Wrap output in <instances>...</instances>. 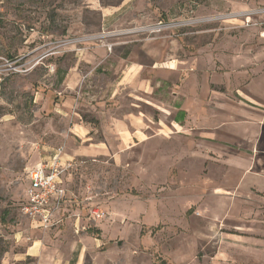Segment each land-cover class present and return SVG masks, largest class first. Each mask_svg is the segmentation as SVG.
I'll return each instance as SVG.
<instances>
[{
  "label": "rangeland",
  "instance_id": "1",
  "mask_svg": "<svg viewBox=\"0 0 264 264\" xmlns=\"http://www.w3.org/2000/svg\"><path fill=\"white\" fill-rule=\"evenodd\" d=\"M77 119L93 151L32 230L26 171ZM0 264H264V0H0Z\"/></svg>",
  "mask_w": 264,
  "mask_h": 264
},
{
  "label": "built area",
  "instance_id": "2",
  "mask_svg": "<svg viewBox=\"0 0 264 264\" xmlns=\"http://www.w3.org/2000/svg\"><path fill=\"white\" fill-rule=\"evenodd\" d=\"M70 161L63 159V148H58L46 162L36 164L26 171L29 187L26 199L20 206L22 215L37 228L49 229L55 216L64 205L63 177L70 168ZM89 218L101 220L103 213L91 208Z\"/></svg>",
  "mask_w": 264,
  "mask_h": 264
},
{
  "label": "crops",
  "instance_id": "3",
  "mask_svg": "<svg viewBox=\"0 0 264 264\" xmlns=\"http://www.w3.org/2000/svg\"><path fill=\"white\" fill-rule=\"evenodd\" d=\"M79 59H81V58H79ZM85 59L82 58V60H79V63L81 61H87ZM80 72L81 71H80V69L78 67V64H77L76 72H70V73L67 74L66 79L64 81V85H66L65 87L68 88L69 87V83H70L69 80H71V78H73V76H77V77L80 76ZM85 107L88 108V106H85ZM89 111H91L92 113L95 114L96 119L99 121V126H100L99 128L102 131V126H103L102 119L104 117H106V116H109V114L113 110L112 109L107 110L105 108H98L96 105H93V106L92 105H89ZM126 118H127L128 122L125 123L123 121H117L116 120V122H118V123L115 124V126H114V129H115V132L114 133H116L118 135L117 137L121 141L128 140L125 137H130V139H133L132 137H134V139H136L137 136L135 134L136 133L135 131L139 130V128L141 127L140 124H139V121L140 120H139L138 117H132V118H130L129 116H127ZM131 127L134 128V132H135L134 134H132V132L130 133V131H129ZM110 128H111V126H110ZM90 131H92V128L90 127V125L87 124V123H85V122H83L82 120L79 121L78 119L76 121H73L71 123V125H69L67 127V131H66L67 132V137H68L67 138V140H68L67 143L69 145V148H71L72 151H71V153L68 154V153L65 152V149L63 150V159L64 160L72 161L74 158H77V157H80V156H83V155L92 153L93 148H91V147H84V144L85 143H90L93 140ZM120 134H124L125 136L124 135H120ZM101 135H102V137L106 136V132L105 131L102 132ZM100 142L102 143V141H100ZM97 147H99V146H97ZM96 151H97V153H101V154L106 153V151L104 150V148H98V149H96ZM51 155L52 154L47 155L45 157V159H44L43 162L48 161L50 159ZM65 204L66 203H64L62 209L64 208ZM62 209H61V211L54 218V222H55V225L54 226H56V225L59 226L62 223L63 219H64V217L62 218V216H61ZM89 211H90V209L88 210V215H89ZM89 220H91V219L89 218ZM78 225H79V220L78 219H75L74 226L76 227V229L78 228ZM29 226H30V228L32 230H37L38 229L31 222H29ZM39 244H40V241H38V240L33 241L25 249V255H35L39 251V249H40ZM40 254L43 255L42 249L40 250Z\"/></svg>",
  "mask_w": 264,
  "mask_h": 264
}]
</instances>
